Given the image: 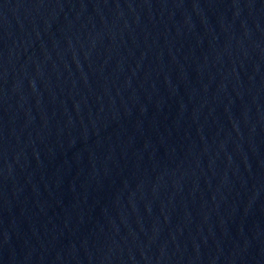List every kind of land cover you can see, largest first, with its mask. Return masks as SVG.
I'll use <instances>...</instances> for the list:
<instances>
[{
	"label": "water",
	"instance_id": "obj_1",
	"mask_svg": "<svg viewBox=\"0 0 264 264\" xmlns=\"http://www.w3.org/2000/svg\"><path fill=\"white\" fill-rule=\"evenodd\" d=\"M0 264H264V0H0Z\"/></svg>",
	"mask_w": 264,
	"mask_h": 264
}]
</instances>
